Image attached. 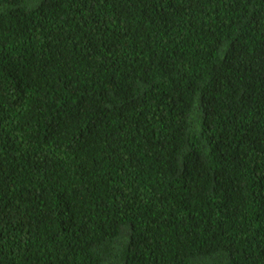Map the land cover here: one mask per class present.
Here are the masks:
<instances>
[{
	"label": "trees",
	"instance_id": "trees-1",
	"mask_svg": "<svg viewBox=\"0 0 264 264\" xmlns=\"http://www.w3.org/2000/svg\"><path fill=\"white\" fill-rule=\"evenodd\" d=\"M0 264H264V0H0Z\"/></svg>",
	"mask_w": 264,
	"mask_h": 264
}]
</instances>
